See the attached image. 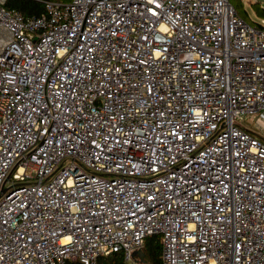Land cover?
I'll use <instances>...</instances> for the list:
<instances>
[{
	"label": "built area",
	"instance_id": "1",
	"mask_svg": "<svg viewBox=\"0 0 264 264\" xmlns=\"http://www.w3.org/2000/svg\"><path fill=\"white\" fill-rule=\"evenodd\" d=\"M0 0V264H264V19L229 0ZM4 189V191H2Z\"/></svg>",
	"mask_w": 264,
	"mask_h": 264
},
{
	"label": "trees",
	"instance_id": "2",
	"mask_svg": "<svg viewBox=\"0 0 264 264\" xmlns=\"http://www.w3.org/2000/svg\"><path fill=\"white\" fill-rule=\"evenodd\" d=\"M46 1H58L66 3L70 0H6L4 7L6 9H13L20 12L24 17L37 16L45 12ZM232 6L235 8L238 15L243 18L246 22L253 26H259L260 23H250L249 16L245 10L239 11L238 5L240 6V0H229ZM258 15H264V9L255 7ZM264 18V17H263ZM144 260L149 264H161V241L159 236H150L145 239L143 248ZM98 264H126L123 253H113L108 256H102L98 258Z\"/></svg>",
	"mask_w": 264,
	"mask_h": 264
},
{
	"label": "rangeland",
	"instance_id": "3",
	"mask_svg": "<svg viewBox=\"0 0 264 264\" xmlns=\"http://www.w3.org/2000/svg\"><path fill=\"white\" fill-rule=\"evenodd\" d=\"M240 6L238 5L239 11L245 10L249 16L250 23H260L263 20L264 15H258L255 7L264 9V2L256 1V0H240ZM241 126H243L246 130L251 133L257 135L264 141V125L256 119L252 118H244L240 120ZM126 264H139L133 259L126 260ZM146 264H149L148 262Z\"/></svg>",
	"mask_w": 264,
	"mask_h": 264
},
{
	"label": "water",
	"instance_id": "4",
	"mask_svg": "<svg viewBox=\"0 0 264 264\" xmlns=\"http://www.w3.org/2000/svg\"><path fill=\"white\" fill-rule=\"evenodd\" d=\"M256 1L264 2V0H256ZM2 191H4V189ZM144 255L145 254L143 250H138L131 254V259L135 260L139 264H146V261L144 260Z\"/></svg>",
	"mask_w": 264,
	"mask_h": 264
}]
</instances>
